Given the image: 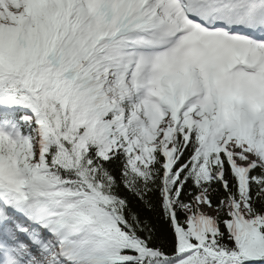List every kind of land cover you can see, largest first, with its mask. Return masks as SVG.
Instances as JSON below:
<instances>
[{
	"label": "snow or ice",
	"instance_id": "snow-or-ice-1",
	"mask_svg": "<svg viewBox=\"0 0 264 264\" xmlns=\"http://www.w3.org/2000/svg\"><path fill=\"white\" fill-rule=\"evenodd\" d=\"M0 264H264V0H0Z\"/></svg>",
	"mask_w": 264,
	"mask_h": 264
},
{
	"label": "trees",
	"instance_id": "trees-1",
	"mask_svg": "<svg viewBox=\"0 0 264 264\" xmlns=\"http://www.w3.org/2000/svg\"><path fill=\"white\" fill-rule=\"evenodd\" d=\"M170 232L165 225H161L160 227V239L158 241L159 245L163 247L165 250L170 248Z\"/></svg>",
	"mask_w": 264,
	"mask_h": 264
}]
</instances>
